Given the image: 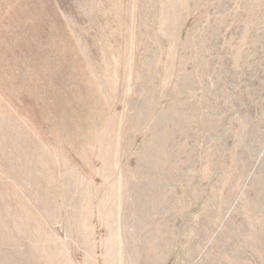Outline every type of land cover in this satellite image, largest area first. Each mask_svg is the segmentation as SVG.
<instances>
[{"label":"rangeland","instance_id":"obj_1","mask_svg":"<svg viewBox=\"0 0 264 264\" xmlns=\"http://www.w3.org/2000/svg\"><path fill=\"white\" fill-rule=\"evenodd\" d=\"M0 264H264V0H0Z\"/></svg>","mask_w":264,"mask_h":264}]
</instances>
